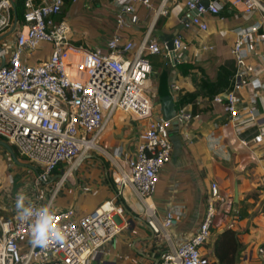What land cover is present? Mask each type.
Returning a JSON list of instances; mask_svg holds the SVG:
<instances>
[{
	"label": "built area",
	"instance_id": "2783aa9c",
	"mask_svg": "<svg viewBox=\"0 0 264 264\" xmlns=\"http://www.w3.org/2000/svg\"><path fill=\"white\" fill-rule=\"evenodd\" d=\"M227 1L241 12L259 10L262 22L235 30L231 52L236 71L230 87L216 94L213 100L223 106L228 116L224 125L233 127L238 135L256 127L250 142L260 146L264 142V113L245 101L242 89L248 76L264 74V66L257 70L247 68V61L254 59L255 42L259 38L264 41L261 32L264 3ZM64 4L65 0L40 3L25 0L24 21H18L16 30L12 31L15 0H0V35L9 31L7 37L0 39V137L35 166L31 185L23 190L27 197L25 204L33 207V219L38 217L42 206L50 203L55 211L53 232L59 228L63 237L50 235L47 247L34 246L33 220H24L19 213L8 219L0 216V264H94L99 254L109 253L107 242L123 229L118 217L123 216L125 208L117 203V197L106 198L87 213H81L76 206H56L76 166L79 165L77 171L86 166L90 172L95 168L94 162L99 163L93 151L99 150L107 158L106 161L99 157L106 163L118 193L131 191L141 213L157 224L161 238L167 243H171V227L179 223L172 209L160 218L152 199L161 170L172 159L169 130L175 121L192 122L194 115L186 105L178 109L174 118H166L163 111H156L155 103L145 94V86L153 73L151 55H163L165 65L173 66L191 46L182 33L175 34V62L172 51L153 35V27L140 43L125 40L119 33L120 29L131 26V19L138 18L135 14L138 6L153 9L155 20L167 15L168 0H161L156 6L152 0H112L116 30L107 39L106 50L72 41L69 24L57 19ZM186 4L197 13L190 21L184 20L183 27H196L200 31L209 29L205 15L220 14L222 9L215 1L206 5L203 0H187ZM211 49L213 46H202V50ZM260 86L256 90L258 96L263 87ZM172 88L179 89L177 84ZM155 96L151 95L153 99ZM118 110L146 121L134 155L121 147L110 152L98 143ZM63 162L70 163L68 168L54 178L53 171ZM91 183V180L83 181V191H91ZM210 191L198 231L165 252L158 264H210L205 246L211 240L217 200L221 197L217 182L211 183ZM257 251L264 259V243Z\"/></svg>",
	"mask_w": 264,
	"mask_h": 264
},
{
	"label": "crops",
	"instance_id": "0c3cea01",
	"mask_svg": "<svg viewBox=\"0 0 264 264\" xmlns=\"http://www.w3.org/2000/svg\"><path fill=\"white\" fill-rule=\"evenodd\" d=\"M152 1L155 6L161 2ZM203 1H215L221 7L228 5L227 12L221 9L220 14L205 15L209 24L207 31L183 27L182 22L191 13L187 0H168V14L156 20L153 9L138 6L135 13L138 18L131 19L129 28L119 30L123 39L136 43L145 38L150 27H153V35L162 43L161 35L183 34L191 50L182 53L180 61L173 66H166L162 55H151L153 73L149 79L154 84L156 105L160 106L162 97L172 96L177 110L186 105L192 108L194 119L190 123L175 121L170 128L172 159L162 168L152 199L160 218L171 209L179 218V223L170 229L171 243L163 240L157 224L141 213L131 191L118 193L111 173L100 158L99 171L93 168L89 172L84 166L80 175L73 172L74 181L69 179L66 184L70 190L68 202H60L58 208L76 206L81 213H87L110 197H117V203L125 208L123 216L118 217L123 229L107 242L109 253L99 254L93 260L94 264H158L165 252L179 246L198 231L206 213L212 182L218 183L221 197L217 200L211 240L205 246L210 264H220L215 256V242L227 229L236 231L241 242L237 264H264L257 251L264 243V142L260 146L250 142L257 131L256 127L247 129L240 136L233 127L224 125L228 116L223 106L213 100L216 94L229 88L232 81L236 68V60L231 52L235 30L261 23L262 13L259 10L241 12L227 0ZM261 1L264 3V0ZM40 2L42 0H37V3ZM89 12L93 14L92 23H96V18L97 27L85 31L79 22L86 19ZM62 15L60 20L69 24L73 42L106 50V41L116 30L112 0H65ZM261 32L264 33V23ZM8 35L9 31L4 32L0 39ZM203 45L213 46V49L202 50ZM254 49V59L247 61V68L257 70L264 66V41L261 38L255 42ZM173 84L179 87L177 91L173 90ZM261 84L263 87L258 96L256 90L260 89ZM242 96L249 105L264 113V74L248 76ZM126 114L121 110L118 112L119 117ZM112 120L113 117L102 134L103 146L107 150L121 147L134 155L139 133L146 121L134 116L133 127L127 128L121 139L111 140L110 133L115 129L110 127ZM123 128L117 131L123 132ZM85 164L88 165V162ZM21 168L28 170L30 167ZM20 169L10 166L3 173L2 181L3 178L8 180V187L0 186V216L5 219L18 213V193L23 194L24 188L32 182V173L24 175ZM20 174L21 177L16 178ZM53 177H58V174H53ZM85 180L92 181V189L88 193L81 187ZM77 190L90 196H79Z\"/></svg>",
	"mask_w": 264,
	"mask_h": 264
},
{
	"label": "rangeland",
	"instance_id": "374dc122",
	"mask_svg": "<svg viewBox=\"0 0 264 264\" xmlns=\"http://www.w3.org/2000/svg\"><path fill=\"white\" fill-rule=\"evenodd\" d=\"M261 17V16H260ZM91 19H93V14L91 13V12H89V13H86V19H84V20H82V21H80L79 22V24H80V26H82L83 28H84V30L85 31H90L92 28H95V27H97V20H96V18H94V22H96V23H92V21H91ZM89 24L91 25V26H89ZM153 82H152V80L151 79H148L147 80V82H146V86H145V94H147L151 99H152V101H153V103H155V105H154V107L156 108V111L158 112V113H161L162 112V110L161 109H158L160 106L159 105H156L157 103H156V100L155 99H153L152 97H151V95L153 94V92H154V90H153ZM118 112H119V110L114 114V116H113V120H112V122H111V124H110V127L112 126L113 128H115L114 129V132H112V133H110L111 135H110V139L112 140V139H116V140H118V139H121L123 136H124V134L126 133V131H127V128H130V127H133V125H134V121H133V118H134V114L133 113H131V112H128V114H126V116H124V117H119L118 116ZM127 113V112H126ZM109 127V126H108ZM124 127V128H123ZM120 128H123L124 129V131L123 132H118L117 130H119ZM98 143H100L101 145H104V142L103 141H101V140H98ZM109 150H110V152H112L113 150L112 149H110V148H108ZM92 153H95L96 155H97V157H96V160L97 161H99V157L100 158H105L104 156H103V154H102V152L100 153L99 152V150L98 151H93ZM107 158H105V160H106ZM19 160L21 161V162H23V163H25V164H30V165H33L32 164V162L29 160V159H26L25 157H23V156H21V155H19ZM107 161V160H106ZM95 163V168H94V170H98L99 171V163H97V162H94ZM69 162H63L62 164H61V168H60V170H66L67 168H68V166H69ZM104 164L106 165V163L104 162ZM109 165V164H108ZM10 166H12L13 168H15V169H20L21 168V166L20 165H17V164H15L13 161H12V159L10 158V154L6 151V150H3V148L0 146V186H2V187H8L7 185H8V183H7V181L8 180H6L5 178H3L4 180L2 181V177H3V173H6V171H7V169H8V167H10ZM34 166V165H33ZM19 167V168H18ZM109 169L111 170L112 169V167H110V165H109ZM29 170V171H28ZM23 169V168H21L20 169V172L22 173V174H24V175H27L28 173H32L33 172V168H29V169ZM94 170H93V172H94ZM81 171H82V168L80 169V170H78L77 171V173L80 175L81 174ZM8 174H9V172H8ZM5 175V174H4ZM16 176V175H15ZM21 177V174H20V176L18 175V176H16V178H20ZM70 179L72 180V181H74V179H75V177H74V174L72 173V175L70 176ZM79 191V193H78V195L79 196H90V195H83V194H81V190H77V192ZM84 192H87L88 193V191H84ZM69 193H70V190L67 188V186L61 191V193H60V195H59V198H58V200L56 201V206L58 207V206H61V203L60 202H62V203H65V204H67V200H68V196H69Z\"/></svg>",
	"mask_w": 264,
	"mask_h": 264
},
{
	"label": "clouds",
	"instance_id": "9594fccd",
	"mask_svg": "<svg viewBox=\"0 0 264 264\" xmlns=\"http://www.w3.org/2000/svg\"><path fill=\"white\" fill-rule=\"evenodd\" d=\"M26 199L27 197L24 194L18 193L16 205L18 213L22 219L33 220L31 239L33 245L47 247L50 235H54L57 239L63 238L62 232L59 228L53 232L55 211L52 205L49 203L48 205L42 206L40 208L38 217L33 219L35 215L33 207L30 204H25Z\"/></svg>",
	"mask_w": 264,
	"mask_h": 264
},
{
	"label": "trees",
	"instance_id": "16d2710c",
	"mask_svg": "<svg viewBox=\"0 0 264 264\" xmlns=\"http://www.w3.org/2000/svg\"><path fill=\"white\" fill-rule=\"evenodd\" d=\"M14 13L17 17L19 23H22L24 21V15L26 12L25 7V0H15L14 5ZM223 12H227L228 5L222 6ZM64 15H59L57 19H62ZM162 59L164 61V57L162 55ZM236 62V61H235ZM237 67V64H236ZM236 71V68L234 70V73ZM234 73L232 74V77L234 76ZM167 97V96H166ZM164 98V97H162ZM1 140L4 141L2 137H0ZM15 150L17 156L19 157L18 150L12 146ZM5 149L4 147H2ZM61 165H59L54 171L53 174H61L64 170H60ZM112 177V175H111ZM241 242L238 239V234L233 229H227L224 232H222L216 242H215V256L218 259L220 264H237V256L239 254V248H240Z\"/></svg>",
	"mask_w": 264,
	"mask_h": 264
},
{
	"label": "water",
	"instance_id": "95a60500",
	"mask_svg": "<svg viewBox=\"0 0 264 264\" xmlns=\"http://www.w3.org/2000/svg\"><path fill=\"white\" fill-rule=\"evenodd\" d=\"M205 4L207 5L208 2H206ZM196 13L197 12L195 10L191 11V13L188 15L186 21H190L195 16ZM17 24H18V19H17V17H15V23H14L12 31L16 30ZM174 36L175 35H173V34L168 35V36L167 35H161V38H162L163 42L166 44V46L168 47V49L172 51V57H174L173 60L176 62L175 52L173 51V49H174V45H173ZM161 107H162L163 114L166 118H174L176 116L178 110H177V107L175 106V103H174L172 96H167V97L162 98ZM0 145L3 146L8 151V153L10 154V156L12 157L13 161L16 164L21 165V166H28L30 168H35L33 165L25 164V163L21 162L19 160L15 150L13 149V147L11 145H9L7 142L0 139ZM78 167H79V165L76 166V168L73 171L75 174H77Z\"/></svg>",
	"mask_w": 264,
	"mask_h": 264
}]
</instances>
